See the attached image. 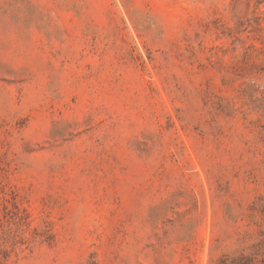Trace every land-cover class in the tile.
Returning <instances> with one entry per match:
<instances>
[{
    "label": "rangeland",
    "instance_id": "rangeland-1",
    "mask_svg": "<svg viewBox=\"0 0 264 264\" xmlns=\"http://www.w3.org/2000/svg\"><path fill=\"white\" fill-rule=\"evenodd\" d=\"M0 264H264V0H0Z\"/></svg>",
    "mask_w": 264,
    "mask_h": 264
}]
</instances>
